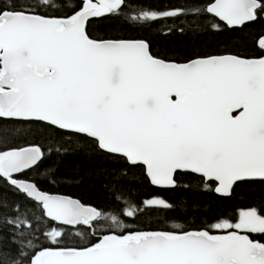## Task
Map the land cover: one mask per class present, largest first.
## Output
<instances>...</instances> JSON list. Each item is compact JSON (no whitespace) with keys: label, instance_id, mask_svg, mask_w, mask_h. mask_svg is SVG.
<instances>
[{"label":"snow or ice","instance_id":"1","mask_svg":"<svg viewBox=\"0 0 264 264\" xmlns=\"http://www.w3.org/2000/svg\"><path fill=\"white\" fill-rule=\"evenodd\" d=\"M157 23L193 42L159 46ZM256 23L264 0H0V264H264V38L241 47ZM70 144L116 162L108 205L41 186ZM137 171L251 202L210 217L195 196L137 199Z\"/></svg>","mask_w":264,"mask_h":264},{"label":"trees","instance_id":"2","mask_svg":"<svg viewBox=\"0 0 264 264\" xmlns=\"http://www.w3.org/2000/svg\"><path fill=\"white\" fill-rule=\"evenodd\" d=\"M176 2L178 0H144L145 4L151 6H160ZM162 27L163 24L157 23L152 28V37L161 47H172L174 45L190 44L193 42L190 36H181L178 33L164 36L161 34ZM263 35L264 24H253L246 31L243 44L241 45L242 49L247 52L258 51L259 46L257 40ZM66 147L67 150L60 153L53 151L44 161L42 168L53 169L56 181H52L51 177L45 178L41 176L39 179L41 186L50 192L71 195L93 205H108L110 203V193L105 189L101 173L105 169L116 167V162L96 156L78 148L74 144ZM133 191L137 199L158 196L169 202H176L182 197L195 196L197 199L210 203V217L221 213H232L236 207L251 202V195L247 187L239 189L232 199H222L217 197L215 193L192 194L182 190L173 191L166 188H157L143 180L138 171L137 181L133 186ZM174 215L176 213H158L160 222L163 221V217H171ZM150 222L155 223L157 220L154 217ZM168 222L170 223L171 221Z\"/></svg>","mask_w":264,"mask_h":264},{"label":"water","instance_id":"3","mask_svg":"<svg viewBox=\"0 0 264 264\" xmlns=\"http://www.w3.org/2000/svg\"><path fill=\"white\" fill-rule=\"evenodd\" d=\"M262 38H264V35L258 38V40H257V44H258V45H259V41H260V39H262ZM155 187H157V186H155ZM157 188H161V187H157ZM57 194H61V193H57ZM74 198H76V197H74Z\"/></svg>","mask_w":264,"mask_h":264}]
</instances>
